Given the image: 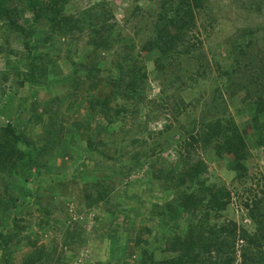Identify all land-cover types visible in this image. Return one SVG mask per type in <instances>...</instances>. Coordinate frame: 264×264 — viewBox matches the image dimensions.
I'll return each instance as SVG.
<instances>
[{
  "label": "rangeland",
  "instance_id": "obj_1",
  "mask_svg": "<svg viewBox=\"0 0 264 264\" xmlns=\"http://www.w3.org/2000/svg\"><path fill=\"white\" fill-rule=\"evenodd\" d=\"M35 1L37 7L51 2ZM204 1L205 8L197 19L199 31L188 33L191 43L198 39L201 45L189 54L180 50L163 70L156 67L155 59L159 56L156 50L146 55L143 49L154 33L147 14L154 0H138L135 5L140 11H134L133 20L128 19L121 33L123 44L115 42L106 52L102 45L94 50L90 26L84 25L85 30L80 32L70 31L63 16L57 15L54 22L37 21L30 55L22 45V37L5 30V22L0 19V115L11 109L13 119L25 120L22 130L32 141L33 148L46 146L52 137L56 142L54 149L44 154L45 167L39 164L40 179L25 173L18 154L5 152L10 147L1 152L0 202L8 204V208L0 214V220L9 226L4 233H13L11 224L16 225L11 244L16 243L17 249L11 244L8 249L6 246L3 252L10 250L13 255L7 261L0 252V264H24L28 258L36 260L34 264H139V257L143 249L149 247L150 239L143 228L154 232L160 227L151 206L159 202L157 197L167 200L171 199V194L163 195L161 189L152 190L160 184L145 165L142 169L135 167L126 178L115 177L118 186L106 198V205L104 202L99 204V209L88 210L87 205L97 196L98 189L95 191L91 183L81 181L80 176L102 177L110 168L123 171L133 165L134 158L145 159L137 154L149 150L152 139L160 144L158 151L163 150L159 152L163 162L154 156L157 164L153 167L169 169V163L178 158L176 139L188 138L183 136V130L193 126V115L202 114L210 107L215 84L225 81L236 84L229 92L236 91L227 107L219 110L228 112L241 132L251 137L250 143L247 142L249 154L241 161L246 175L235 179V174L227 168L226 159L214 158L210 149L197 148L200 142L193 148L191 161L202 160L208 167L209 181L225 185L231 191V203L219 217L218 224L230 220L238 225L249 224L242 201L264 190V144L252 146L254 137L264 136V131L254 133L248 126L250 118L245 111L236 114L248 102L238 93L237 84L244 82L251 90L250 98H255L260 91L264 79V30L259 25L264 22V8L260 0ZM25 2L6 0V6L21 12L19 22L29 27L31 13L24 9ZM101 2H104L103 9L113 15L109 25L114 21L119 24L111 30L115 36L121 32L124 14L127 11L129 15L128 7L133 0H66L57 10L67 18L80 19L83 12ZM242 36L239 49L227 51L236 42L235 37ZM123 52H129L132 60L129 65H135L136 73L144 68L147 75L138 89L129 94L131 67L122 66L120 71L116 64L117 53ZM225 54L239 61L236 72L228 80L219 77L216 66L227 61ZM31 56L36 60L32 61ZM190 70L204 77L201 80L205 86L197 83L191 86ZM31 71L34 78L44 76V87L29 82L26 77ZM253 84L258 89H254ZM228 90H222L223 96L228 97ZM179 97L183 99L185 110L177 106ZM195 100L196 108L193 107ZM32 106L35 107L31 109ZM20 109L24 114L19 115ZM35 116L40 120L30 123ZM4 122L0 116V126ZM48 129L51 134H47ZM197 129L198 125L191 135ZM161 131L163 134H158ZM86 149L91 153L81 156ZM227 159L231 160L232 156ZM246 190L248 192L242 195ZM129 204L134 207L122 210L121 207ZM106 208L117 209L111 214L105 212ZM240 246L241 242L237 241L233 264H240ZM261 250L264 252V246ZM110 253L114 254L113 258ZM41 255L44 260L39 263L37 259ZM164 256L156 254V258ZM199 261L197 264H201V257Z\"/></svg>",
  "mask_w": 264,
  "mask_h": 264
},
{
  "label": "trees",
  "instance_id": "obj_2",
  "mask_svg": "<svg viewBox=\"0 0 264 264\" xmlns=\"http://www.w3.org/2000/svg\"><path fill=\"white\" fill-rule=\"evenodd\" d=\"M154 1L151 5L152 10L147 13L151 17L150 26L154 33L143 49L146 55L151 53V50H156V54L159 55L155 59L156 67L158 70H163L166 63L168 64V61L172 57L180 53V50H185L189 54L191 50L195 51L198 49L196 47L201 45L198 39L194 43H191L190 37L188 39V33L189 31L198 30L197 19H200L198 16L202 14L205 8V1ZM137 2L138 0H133V3L128 7L129 15H127L126 11L121 23V27L123 28L115 36L111 34V30L114 31L115 27L119 24L114 21L113 24L110 23L111 25H109V21L113 15L106 8V10L103 9L104 2L88 8V10L81 14L82 17L77 19L67 18L60 10H57V7L60 4L66 3V0H51L49 4L40 3L41 5L38 7L35 0H26L24 9L31 13V25L25 27L19 22L21 12H18L14 8L8 9L6 0H0V19L5 22L3 27L5 30L22 37V45L28 51V54L32 51L31 43L35 35L37 21L46 19L54 22L57 15L60 18L63 16V21L68 25V30L70 31L74 29L80 32L85 30L83 28L84 25L90 26L89 32L93 39L94 50L96 51L102 45L105 50L104 52H106L112 49L111 46L115 42L123 44L121 33L127 26L128 19L133 20L136 16L134 11H140L138 6L135 5ZM260 4L264 8V0H260ZM256 9L259 10V6ZM98 23L100 26H97ZM259 26L264 30V22ZM244 36L240 39H236L235 37L236 42L227 51L234 52L239 49L237 46L240 47ZM130 47L133 46L130 45ZM153 53L155 54V52ZM229 55L225 56L227 61L225 59L224 64L217 63L216 65L219 69V77H226L227 80L228 78L231 79L232 75L236 72L237 63H239L237 59ZM116 58H118L116 61L117 69L120 71L122 70V66H126V69L131 67L129 64L132 63V60L129 52L126 54L124 52L122 54L117 53ZM31 59L32 61L36 60L32 56ZM134 66L129 69L132 75V83L128 86V94L135 92L136 88L138 89L137 86L147 77L144 73V68H141L136 73L133 69ZM188 75L190 76L189 81H191V86H194L196 83L205 86L204 80H201L204 77L199 76L198 72L190 70ZM26 78L30 83L42 87L45 86L42 82L43 75L34 78L33 71H31ZM20 84H22V81H20ZM215 85L217 86L214 90V96L209 103L210 107L202 114L197 113L193 115V126L183 130V136L187 135L188 138L179 139V137L176 139V155L178 158L169 163V169L153 167L157 164V159H153V157L156 156L155 158L161 159L160 153L163 150L158 151L160 144L152 139L150 149L137 154L145 157V159L139 160L138 157L134 158L132 160L133 165L127 167L128 171L126 167L123 168V171L110 168L104 171L102 177L90 174L80 176L81 181L91 183L93 186L90 187L94 188L95 191L98 189L97 196L91 204L87 205L88 210L91 208L99 209V204L104 202L106 205V198L118 186V183L114 180L115 177L126 178L128 173L132 172L135 167L142 169L145 165L150 167L153 179L158 180L160 184L159 188L154 187L155 185L153 184L154 188L151 187V189H161L163 195L164 193L166 195L171 194V199L167 200L163 199V197H157L159 202L160 199L162 202L156 201L151 206L153 215L158 216L160 227L159 229H155L154 232H152L153 229L143 228V232L148 233L150 239H148L149 247L144 248L142 256L139 257V264H197L200 262L199 257H201V264H233L236 261L235 247L237 241L242 244L239 252L240 264H264V252L261 250L264 246V190L260 191L259 195L246 196L242 201V207L249 221L248 225H238L233 220L218 224L219 217L228 209L231 203V191L225 185L209 181L208 167L202 160L196 159L191 161V155L194 153L193 148L200 142L197 148L210 149L214 158L219 160L226 159L227 168L235 174V179H243L247 172L241 161L249 154L247 142L250 143L251 137L241 132L233 117L230 114L228 115V112L219 110L220 107H227L228 103L232 101L230 99H232L236 89L231 92L228 89L232 88V86L235 88L236 84L232 81H225ZM219 85L223 87L224 91L228 90V97L223 96V89ZM237 87H239V90L237 89L238 93H242L244 99L247 98L248 102L246 101V106L242 110L236 111V114L239 115L245 111L250 118L248 126L254 133L264 131V79L260 84V91L255 98L253 96L250 98L251 90L246 87L244 82H239ZM253 88L258 89L254 84ZM193 103V107L196 108V100ZM180 105L183 110L186 109L185 105H183L182 97H179L177 106ZM34 107L32 106L31 109ZM22 111L23 109L18 111L19 115L24 114ZM121 111H117L116 113H121ZM1 114L0 116L5 119V122L0 126V156L5 147H10L11 149L5 152H15L18 154V160L25 166V173L34 174L38 178L39 164L45 167V161L42 159L44 154L54 149L55 138L52 137L47 145L40 149L33 148L31 145L32 141L24 135L22 130V126L26 121L17 120L18 118L13 119L15 115L11 109L6 110L4 114L1 112ZM39 120L40 117L35 116L29 122L36 121L37 123ZM33 123L35 124V122ZM196 124L198 125V129L194 135H191L197 126ZM47 132V134H51L49 129ZM158 134H163V132L161 131ZM253 140V147L264 144V136L262 134L254 137ZM59 146L62 145L59 144ZM89 147H91V144ZM90 149L94 150L93 148ZM58 150L62 152L60 148ZM90 153V150L86 149L81 156L89 155ZM230 155L232 159L228 160L227 158ZM161 161L163 162V159ZM101 182H103V185ZM246 192L248 190L241 194L243 195ZM249 193L251 192L249 191ZM13 204L11 203V205ZM114 206V204L111 205L112 208ZM133 207V205L129 204L121 208L122 210H128ZM7 208L8 204L5 205L0 202V214L4 213ZM116 209L114 211L106 208L107 211L105 212L113 214V212H116ZM48 210L49 207H47L46 212ZM11 225L14 232L4 233L9 226H6L4 221L0 220V252L3 254L4 259L7 258V261L13 255L10 250L4 253L6 252L4 248L7 246L8 249L11 239L15 237L16 225L13 222ZM11 246L17 249L16 243L15 245L11 244ZM157 253L166 256L156 258ZM113 257L114 254L110 253V258ZM43 260L42 255L37 259L39 263L43 262ZM35 261L32 258H28L24 264H34Z\"/></svg>",
  "mask_w": 264,
  "mask_h": 264
}]
</instances>
